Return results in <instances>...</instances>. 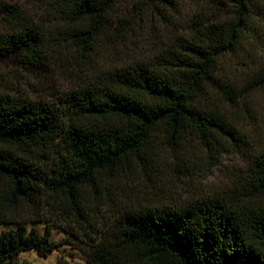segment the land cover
<instances>
[{
  "label": "trees",
  "instance_id": "1",
  "mask_svg": "<svg viewBox=\"0 0 264 264\" xmlns=\"http://www.w3.org/2000/svg\"><path fill=\"white\" fill-rule=\"evenodd\" d=\"M127 2L50 0L55 31L45 33L0 0V63L44 70L52 52L72 47L92 59ZM210 3L208 15L167 37L154 56L87 69L77 89L54 105L0 95V225L15 226L0 234V264H18L24 252L53 253L60 244L51 240V227L41 234L29 224L86 221L85 189L97 194L135 168L154 167L159 133L215 154L241 153L247 175L230 193L180 208L118 213L96 238L85 232L87 264H264V146H248L235 123L226 105L237 101L235 84L223 72L224 58L259 33L252 8L264 0H230V20L216 16L227 1ZM137 14H124L119 25Z\"/></svg>",
  "mask_w": 264,
  "mask_h": 264
},
{
  "label": "rangeland",
  "instance_id": "2",
  "mask_svg": "<svg viewBox=\"0 0 264 264\" xmlns=\"http://www.w3.org/2000/svg\"><path fill=\"white\" fill-rule=\"evenodd\" d=\"M15 5L45 33L55 31L47 15L50 0H2ZM211 0H128L116 10L112 26L107 29L92 59L78 47L52 52L47 68L24 69L15 60L0 63V95L22 96L50 105L63 94L77 89L87 69L106 71L154 56L167 37L183 33L199 18L208 15ZM216 16L230 20V0ZM260 6V5H259ZM135 9V19L119 25L123 15ZM257 34L249 33L239 51L223 60V72L235 84L237 101L226 102L234 112V121L244 132L248 146H264V7L252 8ZM5 28L0 21V31ZM260 36H256V35ZM259 38V39H258ZM92 60L90 62V60ZM89 65V66H88ZM154 167H139L107 182L106 188L85 194L86 221L75 219L29 224L41 234L52 230L51 240L60 246L47 256L35 251L16 257L18 264H87L85 232L97 237L108 223L131 208H180L188 203L230 193L247 175L246 158L241 153L215 154L196 142L173 143L161 133L153 145ZM264 199V196H263ZM24 213V211H23ZM26 216V215H25ZM32 220L34 218L32 217ZM14 225H0L2 232ZM99 230V231H98ZM94 233H93V232Z\"/></svg>",
  "mask_w": 264,
  "mask_h": 264
}]
</instances>
